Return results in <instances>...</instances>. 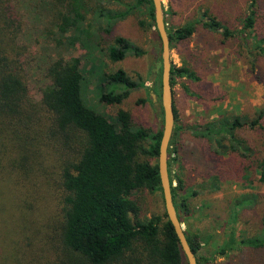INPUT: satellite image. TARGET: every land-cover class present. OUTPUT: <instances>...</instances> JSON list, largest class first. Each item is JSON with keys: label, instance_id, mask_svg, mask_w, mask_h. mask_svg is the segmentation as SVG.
<instances>
[{"label": "trees", "instance_id": "16d2710c", "mask_svg": "<svg viewBox=\"0 0 264 264\" xmlns=\"http://www.w3.org/2000/svg\"><path fill=\"white\" fill-rule=\"evenodd\" d=\"M20 1L0 0V264H187L165 209L140 217L138 193L150 190L162 198L161 126L152 130L137 125L123 109L115 120L96 111L82 93L85 79L79 60L62 55L46 62L40 97L34 99L23 62L27 45L20 41L25 27L17 6ZM257 2L249 0L244 29L255 22ZM87 4V0H35L32 9L48 19L46 34L53 35L57 45L73 47L86 44L94 33L87 20ZM140 5L147 6L149 25L155 26L152 0H135L131 8ZM124 14H112L100 6L96 18L107 24L105 31L110 33V19ZM203 26L221 32L224 39L237 33L212 16ZM195 29V22H190L166 31L169 42H178ZM127 54L139 56L144 50L126 37H113L107 54L110 60H122ZM104 76L110 88L99 100L105 103L120 104L144 85L122 68ZM176 77L197 79L185 65L171 67V86ZM157 83L156 93L161 90V70ZM242 125L239 117L219 124L210 121L202 125L199 135L215 137L219 144L223 134L236 141L234 130ZM172 138L173 131L167 164L173 203L182 221L190 216V208L188 194L182 193L183 180L178 178L173 185L170 176L171 158L177 153ZM257 169L264 185V153ZM50 202L54 208L48 210ZM7 212L19 213L16 223L6 221ZM232 218L236 221L234 212ZM235 230L230 225L216 256L247 249L257 253L255 264H264V235L237 237ZM184 231L197 264L214 259L199 255L203 245L197 233Z\"/></svg>", "mask_w": 264, "mask_h": 264}, {"label": "rangeland", "instance_id": "374dc122", "mask_svg": "<svg viewBox=\"0 0 264 264\" xmlns=\"http://www.w3.org/2000/svg\"><path fill=\"white\" fill-rule=\"evenodd\" d=\"M93 34L87 43L73 47L57 45L53 35L46 34L48 19L40 18L32 9L35 0H21L25 27L20 41L27 45L23 62L31 96L40 97L43 68L58 55L79 60L84 76L83 94L96 111L115 120L119 109L131 113L137 125L156 130L162 123L161 90L156 93L153 68L160 59L161 42L148 15L147 6L131 8L135 0H87ZM166 30L195 22V32L187 39L169 43L171 67L185 65L197 79L176 77L172 84L174 127L173 143L177 153L171 159L170 176L173 185L183 180L182 193L188 194L190 216L181 222L185 229L197 233L202 243L200 256L210 258L207 264H255L257 253L234 251L216 256L215 250L225 239L230 225H235L237 237L264 235V185L258 180V159L264 153V0H258L255 22L244 29L249 0H162ZM100 6L110 13H125L107 24L97 21ZM208 16L237 33L223 38L203 26ZM115 36H123L144 50L142 55L127 54L122 60L111 61L108 47ZM122 68L144 85L134 89L120 104L99 100L108 90L105 76ZM104 74V75H103ZM261 116L257 124L252 120ZM243 123L234 130L236 141L223 134L221 144L199 135L202 125L210 121ZM195 193V194H192ZM6 195V194H5ZM140 217L163 213L159 192L144 190L137 194ZM5 198V196L3 197ZM5 200V199H4ZM234 204L237 207H234ZM48 210L54 208L50 202ZM57 210V208H55ZM236 214V221L232 213ZM179 214L182 213L179 211ZM9 221L19 213L7 212ZM204 263V260H202Z\"/></svg>", "mask_w": 264, "mask_h": 264}, {"label": "water", "instance_id": "95a60500", "mask_svg": "<svg viewBox=\"0 0 264 264\" xmlns=\"http://www.w3.org/2000/svg\"><path fill=\"white\" fill-rule=\"evenodd\" d=\"M152 3L154 7L155 27L161 42L160 59L156 61L155 66L153 68V75H156V73L161 70L162 134L158 153V173L160 177L161 194L167 218L174 228L180 247L185 255L187 264H197L196 256L187 241L184 231V225L178 217V213L174 206L172 198L171 184L167 164V150L174 127L173 92L170 83V42L164 22L162 0H152Z\"/></svg>", "mask_w": 264, "mask_h": 264}]
</instances>
